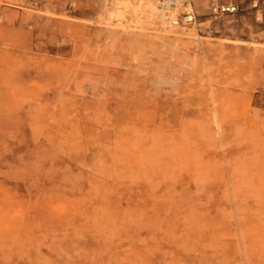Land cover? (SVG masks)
Returning a JSON list of instances; mask_svg holds the SVG:
<instances>
[{
    "label": "rangeland",
    "instance_id": "rangeland-1",
    "mask_svg": "<svg viewBox=\"0 0 264 264\" xmlns=\"http://www.w3.org/2000/svg\"><path fill=\"white\" fill-rule=\"evenodd\" d=\"M111 1L0 0V264H264V0Z\"/></svg>",
    "mask_w": 264,
    "mask_h": 264
},
{
    "label": "bare ground",
    "instance_id": "bare-ground-1",
    "mask_svg": "<svg viewBox=\"0 0 264 264\" xmlns=\"http://www.w3.org/2000/svg\"><path fill=\"white\" fill-rule=\"evenodd\" d=\"M144 0L139 1V3L137 4H132L131 0H112L111 3L112 4V8L113 11L109 12L111 16L116 17L117 19H119V22L116 24H110V23H106L105 26L107 27H111V28H122V29H127V28H137V26L135 25H130V24H125L123 23V21H121L126 14L125 13H130L131 14V18L133 20V22L139 24V26H142V17H144V10L149 12V14L146 16V18H151V19H155V18H159L162 22L164 20V23H168L171 27L170 30H167V33L173 34L176 37L182 36V35H186L189 38H192L195 33L194 32H179L177 29H175L174 27H176L177 24H179V21L174 17V16H170L168 18H165V14L162 11L160 6H164L169 8L170 2H173V4L176 6V8L179 5L180 0H155V2L150 3V5H146L141 3ZM169 2V3H168ZM168 4V5H167ZM116 10V11H115ZM173 27V28H172ZM166 30V29H165Z\"/></svg>",
    "mask_w": 264,
    "mask_h": 264
},
{
    "label": "built area",
    "instance_id": "built-area-1",
    "mask_svg": "<svg viewBox=\"0 0 264 264\" xmlns=\"http://www.w3.org/2000/svg\"><path fill=\"white\" fill-rule=\"evenodd\" d=\"M192 1L193 0H189L187 2V6H189V8L185 11L184 19L186 22L190 23H192L196 17L192 7ZM209 9L214 15H223L226 13L234 14L238 11L239 4L231 0H209Z\"/></svg>",
    "mask_w": 264,
    "mask_h": 264
}]
</instances>
